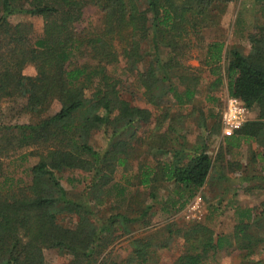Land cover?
<instances>
[{
	"label": "trees",
	"instance_id": "obj_1",
	"mask_svg": "<svg viewBox=\"0 0 264 264\" xmlns=\"http://www.w3.org/2000/svg\"><path fill=\"white\" fill-rule=\"evenodd\" d=\"M231 2L0 0V103L5 98L26 99L27 109L40 117L29 124H0V150L32 149L20 157L23 162L30 156L39 157L30 168V184H10L11 180H6L5 185L11 189L0 195V264H46L45 250L67 252L72 257L70 264H148L177 237L182 239L183 253L174 261L157 259L155 264H214L218 252L224 249L238 251L240 264H264L255 259L259 247L264 249V237L258 234L264 231V210L257 214L254 208H237L238 224L229 238L216 235L200 223L169 226L163 240H136L132 254L120 263L111 260L108 251L116 241L115 233L130 234L129 226L145 220L152 206H146L135 217L124 211L106 218L93 213L94 205H104V189L108 186L117 189L118 196L127 194L128 187L117 188L114 175L119 169L127 170L133 143L146 138L150 129L151 139H160L161 145L154 154L169 158L154 166H139L134 179L138 186L151 189L149 197L153 200L157 198L154 187L158 183L176 186L178 199H170L165 205L170 214L184 209L207 185L214 163L220 171L226 169L225 156L232 150L245 146L251 149L254 142L259 143L264 159V26L249 36L248 55L237 49L226 53L225 43L216 40L205 46L202 67L187 65L191 51L202 41L201 32L214 26L219 5ZM89 4L104 20L102 31L95 35L78 30ZM18 15L43 17V32H35L28 24L13 25L10 19ZM78 56H92L98 63L71 67ZM30 63L38 71L35 77L23 74ZM121 63L148 104L160 108L170 97L178 108L187 107V114L169 119L166 113L158 119L150 110L126 101L121 94L123 80L108 71L111 65ZM204 73L210 78L206 84ZM225 80L229 96L256 110L258 118L248 121L232 137H224V147L214 162L208 145L190 147L183 130L185 120L197 114L204 116L202 106H195L197 97L203 95L205 106H216L219 99L215 93ZM93 85L94 92L87 98L86 90ZM55 100L61 104L60 110L43 117ZM166 119L169 125L173 123L169 129L181 139L168 147L166 134L157 135ZM221 126L212 130L213 134H220ZM97 129L108 136L102 152L89 143ZM125 134H130L128 140ZM251 163L239 162L236 168L247 171ZM66 170L90 175L83 200L68 198L57 176ZM125 171L122 174L126 178ZM65 214L79 219L76 228L60 224Z\"/></svg>",
	"mask_w": 264,
	"mask_h": 264
},
{
	"label": "rangeland",
	"instance_id": "obj_2",
	"mask_svg": "<svg viewBox=\"0 0 264 264\" xmlns=\"http://www.w3.org/2000/svg\"><path fill=\"white\" fill-rule=\"evenodd\" d=\"M214 20V26H210L201 32L200 38L203 42L201 41L199 46L191 51V58L187 62L189 67H202L206 51L205 46L211 41H223L226 45V53L230 50L237 49L244 55H248L251 51L249 36L257 34L258 28L264 26V0H232L227 6L219 5L214 15ZM10 21L13 25H31L35 32L39 34L43 32L45 26L43 17L18 15L12 17ZM103 22V15L98 9L89 4L84 9V18L78 25V30H84L86 35L92 33L95 35L102 31ZM79 40L82 41L84 39L79 38ZM97 63L96 60H93L92 56H78L72 61L71 67L80 64L96 65ZM226 65L227 60L224 61L223 66L226 68ZM108 71L123 80L124 89L121 93L122 97L133 106L150 110L158 119H162L166 113H169V119H173L174 116L177 117L179 114H187L188 108H178L175 101L170 97L164 99L165 101L162 105L160 104V108L148 104L146 97L142 95L138 86L134 83V78L130 77L124 70L123 63L111 65ZM37 72L35 65L30 63L24 68L23 74L35 77L37 76ZM209 79V75L204 73L203 84L209 82ZM179 88L182 89L183 87L179 86ZM93 92L94 85L91 90H86V97L90 98ZM215 96L219 99L216 106H205L203 95L197 97L195 106H202L204 116L197 114L193 118H188V120H185V128L183 130V134L188 136L186 141L190 147L208 145L209 154L212 156L214 162L217 160L220 150L224 147L222 145L224 141L223 127L220 121L226 106L227 97L229 96L227 80H225V85L216 91ZM49 105L47 107L48 110L42 114L43 117L54 115L61 108V104L57 100L51 102ZM212 114L217 116H210ZM39 118L38 116H34L29 108L27 109L26 99L5 98L0 103L1 125L14 126L29 124ZM257 118L258 112L256 110H250L249 121L256 120ZM167 119L164 122L163 129L157 135L166 134L170 140L166 144L168 147L171 143L176 144L181 139L177 133H174L171 128L169 129V126H172L173 123L169 125L170 122ZM203 123L205 124L204 128ZM154 125L155 122H153L152 126ZM218 126L222 127V132L220 134H213L212 130H216ZM152 131V129L148 130L146 138L133 143V148L130 150L132 155L130 154L127 170L119 169L114 175L113 182L118 185L117 188L128 187L127 194L125 196H118L117 189L108 186L104 189L107 190V193L105 192L103 196L104 205H94L93 208L94 214L106 218L120 211L130 213V216L135 217L146 206H152V210L145 220L129 226L130 234L123 235V231L115 233L117 236L116 241L108 250L112 254L111 260L120 263L127 259L132 254L133 243L136 240L147 241L150 239L158 242L165 239L164 236H168L165 228L174 225L177 228L178 226L185 227L189 224L200 223L211 228L216 235L229 238L238 224L239 217L237 208H254L257 214L264 210V159L261 156L263 150L259 143L254 142L251 145V149L245 146L241 150L234 149L231 153L226 154V161L223 163L226 168L225 170L222 169L220 171L217 163H214L213 172L207 185L184 209L177 213H168V207L165 205L170 202V199H178V188L173 184L160 182L154 187V191L157 192V198L153 200L149 197L151 189L138 186L136 179H134L139 166L145 164L154 166L169 158L154 154V149L161 147V145L159 143L160 139L156 137L151 139ZM111 132L112 130H109L110 134ZM129 136L130 134H125L124 138L128 140ZM107 140L108 136H105L104 130L97 129L92 132L89 143L94 149L102 152L107 145ZM31 150L23 149L17 152L0 150V195L5 194L11 189L9 185H5L6 180H11L9 182L10 184L11 182L14 184L16 182L22 183L24 185L31 183L30 168L38 162L39 157L30 156L24 162L20 160L22 155L29 154ZM239 162L243 165H247L249 162L252 163L248 170L244 171L243 169L236 168ZM229 164L232 165L229 167ZM124 171L128 174L126 178L122 174ZM57 176L68 198L75 201L84 199L87 191L86 187L90 185L91 181L89 174L81 170H66L57 173ZM240 178L249 179L243 185V183L236 182ZM127 180H129L130 184L132 183L136 186L128 185ZM78 221L79 219L76 216L68 214L60 217V224L70 229L76 228ZM116 228L120 227L117 225ZM258 234L264 237V231ZM175 239L172 240L171 246L168 249L159 252L158 257L153 256L148 264H155L157 259L158 261L163 259L176 260L183 253L184 247L181 238L177 237ZM259 248L261 250H258L259 252L255 256V259L264 262V249ZM44 254L46 264H70L72 259L67 252L61 250H45ZM241 258L242 256L238 251L224 249L218 252L213 262L214 264H240Z\"/></svg>",
	"mask_w": 264,
	"mask_h": 264
},
{
	"label": "built area",
	"instance_id": "obj_3",
	"mask_svg": "<svg viewBox=\"0 0 264 264\" xmlns=\"http://www.w3.org/2000/svg\"><path fill=\"white\" fill-rule=\"evenodd\" d=\"M249 116L250 110L240 99L228 96L221 118L224 137H232L249 121Z\"/></svg>",
	"mask_w": 264,
	"mask_h": 264
},
{
	"label": "crops",
	"instance_id": "obj_4",
	"mask_svg": "<svg viewBox=\"0 0 264 264\" xmlns=\"http://www.w3.org/2000/svg\"><path fill=\"white\" fill-rule=\"evenodd\" d=\"M249 179V178H240L239 180H237L236 182L237 183H243V185L246 184V180ZM264 181V180H263ZM244 187V186H243ZM246 208H249V207H246ZM241 209H244L243 207Z\"/></svg>",
	"mask_w": 264,
	"mask_h": 264
}]
</instances>
